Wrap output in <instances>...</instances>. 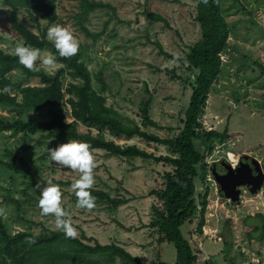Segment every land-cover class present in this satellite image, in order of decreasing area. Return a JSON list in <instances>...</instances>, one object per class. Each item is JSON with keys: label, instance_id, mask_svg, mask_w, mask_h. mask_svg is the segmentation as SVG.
I'll list each match as a JSON object with an SVG mask.
<instances>
[{"label": "rangeland", "instance_id": "1", "mask_svg": "<svg viewBox=\"0 0 264 264\" xmlns=\"http://www.w3.org/2000/svg\"><path fill=\"white\" fill-rule=\"evenodd\" d=\"M111 8L95 9L88 13L83 26L97 34L96 40L86 37L76 24L74 15L80 12L75 0H57L58 20L53 24L40 21V29L59 24L67 27L79 41L81 61L92 76V88L105 98V104L118 112L123 122H135L146 133L160 138L172 137L182 126L185 110L194 86V75L185 58L187 48L200 38L199 25L195 22L197 0H89ZM221 12L229 27L227 47L221 54V73L208 94L199 123L204 131L222 132L228 129L229 139L223 143L214 141L208 152L200 141L195 148L204 154L195 181V201L200 209L202 196L207 191L205 224L202 233L197 232L199 215L192 224H184L181 232L197 256V264H231L249 261V233L245 229L250 213L261 209L258 201L245 188H241L240 203H232L217 192V185L209 171L215 162L227 159L233 165L243 155L260 159L264 172V79L255 63L264 65V0H220ZM1 0H0V8ZM148 13L163 20L154 21ZM20 20L33 32L38 31L27 21L24 13ZM51 42V41H50ZM22 43L10 33L0 32V47L13 54L14 47ZM159 43L162 52L156 47ZM42 53L50 52L47 48ZM165 54L170 55L168 58ZM39 63V61H37ZM62 67L40 68L53 74ZM22 73L14 71L10 77L20 79ZM101 77L105 90L96 81ZM76 80L65 75L63 83ZM32 80L31 84H36ZM149 101L150 118L158 127H143L141 109ZM65 122H71L70 109L64 104ZM0 117L8 120L19 118L39 122L47 119L45 110L20 111L0 106ZM173 129V130H169ZM79 132L88 130L79 126ZM96 134L97 130L92 129ZM120 146L136 145L154 156L169 155L167 149L155 143H146L138 137L115 139ZM56 144L41 133L32 136L0 133V161L8 163L6 151L24 158L36 182L59 184L62 206L70 212L76 238L86 237L99 244H116L146 264H173L176 251L172 244H158L157 235L148 226L151 220L153 197L149 192L162 183L167 167L152 160L107 157L101 150H91L95 161L93 188L106 191L111 197H122L127 203L112 208L105 204L92 210L75 207L76 200L71 185L79 178L76 170L59 167L48 155ZM232 153L234 161L228 157ZM43 178V179H41ZM264 190V185L263 188ZM261 189V190H262ZM264 198V191L261 192ZM20 204V213L11 202ZM39 194L29 178L23 176L20 166L9 171L0 165V212L10 233L28 231L35 235L44 229L57 231L51 216H41L37 207ZM257 225L262 220L249 219ZM262 232H255L261 238ZM264 238V236H263ZM224 239L230 243L225 252ZM82 240V239H81ZM262 243V242H261ZM115 264H122L116 260ZM250 264V262L245 263Z\"/></svg>", "mask_w": 264, "mask_h": 264}, {"label": "trees", "instance_id": "2", "mask_svg": "<svg viewBox=\"0 0 264 264\" xmlns=\"http://www.w3.org/2000/svg\"><path fill=\"white\" fill-rule=\"evenodd\" d=\"M78 2L80 12L74 15L76 24L86 37L96 40L99 35L91 34L84 26L89 12L95 9L111 8L103 3L89 0H75ZM0 32L10 33L25 45L47 48L55 53V49L46 38V29H40V21L53 24L58 20L57 0H1ZM24 13L27 21L38 32L35 33L20 20ZM154 21L163 20L159 15L148 13ZM195 22L199 25L200 38L187 48L185 58L189 66L196 71L194 86L189 98L188 106L184 113L180 129L169 138H160L157 135L146 133L139 125L131 121L125 123L117 111L106 106L105 98L92 88V76L81 61V51L71 58L56 56L57 63L62 67L53 74L41 71H29L17 62L14 54L5 52L0 47V88L5 85L11 87L13 94H0V106L12 107L20 111L45 110L47 119L39 122L24 121L19 118L8 120L0 117V133L9 132L10 135L18 134L32 136L41 133L42 138H47L56 144L70 141L87 142L91 150H101L107 157L122 159L139 158L152 160L167 167L162 175V183L149 192L153 197L151 204V220L147 227L157 235L158 244H172L176 251L173 264H197V256L189 241L184 238L181 227L192 224L199 215L197 232L202 233L205 224V211L207 191L202 196L200 209L195 201L198 168L204 160V154L195 148V141H200L208 152L212 150L214 141L223 143L229 139L228 129L222 132L204 131L199 123L203 114L208 94L211 87L221 73V54L227 47L229 27L221 12L220 0H197ZM157 49L162 52V47L156 43ZM166 57L172 58L165 54ZM259 73L264 79V65L255 63ZM20 71V79H13L10 75ZM67 75L76 80L75 83H63ZM36 80V84H31ZM96 81L105 90V85L99 76ZM64 104L70 109L71 122H65L66 115ZM143 127H158L149 115V101H145L141 109ZM88 130L79 132V126ZM92 129L97 133H92ZM173 130V129H169ZM108 134L115 139H131L138 137L146 143H155L164 146L169 155L154 156L136 145L120 146L113 140L105 137ZM8 163L0 161V165L9 171L20 166L24 177L29 178L36 185L33 173L28 162L6 151ZM39 194V190L36 189ZM91 194L96 197L95 204H105L118 208L127 203V199L111 197L106 191L92 188ZM222 196V194L220 193ZM76 200V196L73 195ZM20 213V204L11 199ZM262 220L261 225H256L250 231L249 238H256L253 234L261 231L259 242L264 241V217L257 214L249 219ZM82 239V240H81ZM81 239L66 238L62 230L50 231L44 229L35 235L28 231L10 233L0 212V264H115L116 260L122 264H146L139 257L131 255L123 247L116 244H99L86 237L82 232ZM225 252L230 251V243L224 239Z\"/></svg>", "mask_w": 264, "mask_h": 264}, {"label": "clouds", "instance_id": "3", "mask_svg": "<svg viewBox=\"0 0 264 264\" xmlns=\"http://www.w3.org/2000/svg\"><path fill=\"white\" fill-rule=\"evenodd\" d=\"M46 38L52 42L55 53H42L39 48L18 43L12 50L17 62L29 71L36 72L41 67L54 68L57 64V54L59 57L71 58L79 51V41L67 27L59 24L49 26ZM4 93L12 95L11 87L5 85L0 88V94ZM48 155L57 166L76 170L79 173V178L71 185L76 196L75 207L89 211L94 209L96 197L91 194L90 190L95 184L93 174L95 161L91 146L87 142L73 140L55 148H49ZM228 155L231 157L232 154L228 153ZM34 188L39 190L37 207L40 215L51 216L54 219L55 228L62 230L66 238H76L78 232L71 221V214L62 206L60 185L44 181V186L41 187V182L38 181Z\"/></svg>", "mask_w": 264, "mask_h": 264}, {"label": "water", "instance_id": "4", "mask_svg": "<svg viewBox=\"0 0 264 264\" xmlns=\"http://www.w3.org/2000/svg\"><path fill=\"white\" fill-rule=\"evenodd\" d=\"M220 165L221 169L217 170ZM209 171L217 185V192L232 203H240L241 188L255 195L264 185V172L259 161L246 154L241 155L234 165L227 160L214 163Z\"/></svg>", "mask_w": 264, "mask_h": 264}, {"label": "crops", "instance_id": "5", "mask_svg": "<svg viewBox=\"0 0 264 264\" xmlns=\"http://www.w3.org/2000/svg\"><path fill=\"white\" fill-rule=\"evenodd\" d=\"M260 162V159L258 160ZM262 191H264L262 189ZM263 194V193H262ZM262 194L257 193L253 199H252V202L253 201H259L258 204L261 205V209L259 207H256V212L255 213H250L249 216L250 217H253L257 214H260L264 217V198L262 197ZM261 221V219H260ZM254 221L251 220V222L249 221V223L247 225H244V228L245 229H248V230H252V228L254 226H256L257 224L256 223H253ZM249 243H251V245L249 246L248 249H246V252L249 253V258L250 260L248 262H250V264H264V241L261 243L259 242L256 238L254 239H250ZM247 261H242L241 263H238L236 262L235 260H231V264H245V263H248Z\"/></svg>", "mask_w": 264, "mask_h": 264}, {"label": "flooded vegetation", "instance_id": "6", "mask_svg": "<svg viewBox=\"0 0 264 264\" xmlns=\"http://www.w3.org/2000/svg\"><path fill=\"white\" fill-rule=\"evenodd\" d=\"M223 160H227V159H223ZM223 160L218 161V162H215V163H221ZM227 161H228V160H227ZM221 167H222V166L220 165V167H217L216 169L219 170V169H221ZM245 189H246V188H245Z\"/></svg>", "mask_w": 264, "mask_h": 264}, {"label": "bare ground", "instance_id": "7", "mask_svg": "<svg viewBox=\"0 0 264 264\" xmlns=\"http://www.w3.org/2000/svg\"><path fill=\"white\" fill-rule=\"evenodd\" d=\"M230 153V152H229ZM232 154V153H231ZM228 157L232 160V161H234V156H233V154L231 155V157L228 155Z\"/></svg>", "mask_w": 264, "mask_h": 264}, {"label": "built area", "instance_id": "8", "mask_svg": "<svg viewBox=\"0 0 264 264\" xmlns=\"http://www.w3.org/2000/svg\"><path fill=\"white\" fill-rule=\"evenodd\" d=\"M259 192H260V191H259ZM259 192H258V193H259ZM261 192H262V190H261Z\"/></svg>", "mask_w": 264, "mask_h": 264}]
</instances>
